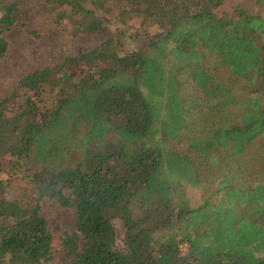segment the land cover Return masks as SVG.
I'll return each mask as SVG.
<instances>
[{
    "label": "trees",
    "instance_id": "trees-1",
    "mask_svg": "<svg viewBox=\"0 0 264 264\" xmlns=\"http://www.w3.org/2000/svg\"><path fill=\"white\" fill-rule=\"evenodd\" d=\"M20 1L0 8V60ZM43 3L56 23L78 18L74 35L107 39L0 99V264H264V180L243 188L225 174L196 198L206 185L195 159L227 162L264 136V18L217 17L221 0ZM108 4L135 29L124 56L110 19L95 15ZM208 56L232 85L211 75ZM186 132L197 134L179 153ZM19 178L28 187L16 200ZM45 198L74 210L72 233L41 216Z\"/></svg>",
    "mask_w": 264,
    "mask_h": 264
},
{
    "label": "rangeland",
    "instance_id": "rangeland-1",
    "mask_svg": "<svg viewBox=\"0 0 264 264\" xmlns=\"http://www.w3.org/2000/svg\"><path fill=\"white\" fill-rule=\"evenodd\" d=\"M10 0H0L1 6H5ZM19 3V0H16ZM22 4L15 14L16 23L2 37L8 44L5 56L0 60V99L9 96L18 85L19 80L36 70L46 67H56L60 65L65 57H76L89 50H92L107 39L105 36L95 34L74 35L72 28L75 27L76 16L70 17L60 23H56L55 12L46 7L43 0L20 1ZM108 12L96 11V16H104L110 19V37L115 41V51L119 56L131 52L137 48V44L132 41L133 27L123 28L116 19V10L108 4ZM244 10L249 15L264 18V2L256 0H221L214 12L217 17H230L235 11ZM3 12H0V17ZM67 17V16H66ZM207 67L210 73L223 85H232L227 74L222 71L213 61L212 56L206 58ZM185 78L186 76H181ZM192 99V98H191ZM196 103H202L199 100ZM205 105H208L204 102ZM201 115L193 113L195 121ZM198 125V122H196ZM196 132H186L180 141L173 145L179 153L187 149V141L195 136ZM72 161L80 157V150L77 149ZM194 157V155H192ZM195 158L197 161L198 175L200 180L206 185L205 190H196V198L211 192L217 186V178L229 175L237 186L246 187L255 181L264 180V136L248 147L246 152L233 160L227 162L224 155L219 156L216 163H209L206 157ZM18 181L10 187V195L13 199H22L27 190L25 181ZM205 181L209 184L207 185ZM20 185V186H19ZM41 216L49 222L57 225L62 232L70 234L75 229V213L73 209L62 208L55 201L45 198L41 202ZM2 222L9 220L0 219ZM117 238L120 241L123 229L118 222H115ZM61 247V238L55 234L54 251ZM183 253L187 251V246H181ZM57 258H55V262Z\"/></svg>",
    "mask_w": 264,
    "mask_h": 264
}]
</instances>
